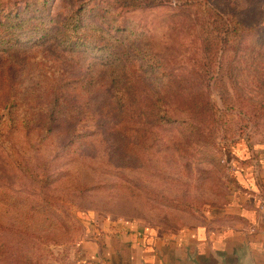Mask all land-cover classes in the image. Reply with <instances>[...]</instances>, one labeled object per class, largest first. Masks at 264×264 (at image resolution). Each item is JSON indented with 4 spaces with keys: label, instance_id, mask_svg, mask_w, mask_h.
<instances>
[{
    "label": "rangeland",
    "instance_id": "1",
    "mask_svg": "<svg viewBox=\"0 0 264 264\" xmlns=\"http://www.w3.org/2000/svg\"><path fill=\"white\" fill-rule=\"evenodd\" d=\"M128 1L0 0V264H85L82 242L100 243L105 222L162 235L236 220L238 168L258 157L264 117L232 84L252 82L240 50L264 36V0ZM66 24L93 43L69 42ZM235 24L253 31L234 53L222 39ZM206 98L210 120L197 115Z\"/></svg>",
    "mask_w": 264,
    "mask_h": 264
},
{
    "label": "crops",
    "instance_id": "2",
    "mask_svg": "<svg viewBox=\"0 0 264 264\" xmlns=\"http://www.w3.org/2000/svg\"><path fill=\"white\" fill-rule=\"evenodd\" d=\"M256 154L239 165L238 193L227 209L236 220L225 230L160 235L129 226L112 232L105 222L100 243L91 232L82 242L83 259L91 264H264V146Z\"/></svg>",
    "mask_w": 264,
    "mask_h": 264
},
{
    "label": "trees",
    "instance_id": "3",
    "mask_svg": "<svg viewBox=\"0 0 264 264\" xmlns=\"http://www.w3.org/2000/svg\"><path fill=\"white\" fill-rule=\"evenodd\" d=\"M128 4L132 7V8H138L140 5H143L144 3L141 2L139 3V0H129ZM124 3H120V6H124ZM74 24V22L72 23V25ZM25 24H13L11 25V28H23ZM65 28L67 29V32L69 33L67 35V38L69 39V42H72L73 40L75 41H79L81 43V45L83 46H89V42L91 43L92 41L89 39H85L86 35L81 34V29L78 28L76 25H74V27H69L67 24L65 25ZM96 30L95 27L91 28V31L94 32ZM249 31H253V29H247V28H242L240 25H236L233 28V30L229 31V35H227V37L222 39L223 44L228 45L227 48L229 47V51H232L235 53L234 48H238L239 47H235V45L241 44L244 41V37L242 35V32H249ZM257 41L258 43H253L251 46H249L248 48H242V50H240V52L242 53V55H240L241 61L242 62H246L249 64V67L252 68V73L253 76L252 77H246L247 79H250V84L246 83L244 85V87L241 85L240 82L236 83V86H233V89L235 91V94L233 97L238 98L240 101H242V105H240V109L242 111H244L246 114L250 115L252 117V119L254 120L255 118H257L258 120H260L261 118L264 117V100H259V97L264 96V67L261 70L260 67L264 66V36H261V38L258 36L257 37ZM93 43V42H92ZM261 49L263 51H261ZM86 51H88V49H86ZM101 51V58L107 61H110V48L109 45H106L103 48H100ZM210 63L209 64H205V66H203L202 68H205L207 71V74H209L210 69ZM233 68V66H231ZM125 68L123 69L124 72ZM224 70V68L222 69V71ZM124 80H126L124 78ZM182 84L188 85L190 84V81H188V79L183 78L182 82L179 84L180 86ZM203 85V84H202ZM206 89H208V85L205 86ZM227 90V89H226ZM259 98V99H258ZM131 101L129 98H125L123 101H120V107L122 108V106H124L125 108L128 107V104H126L127 102ZM191 100H187V99H182V100H177L176 102H179L184 105V106H188L190 105L189 102ZM153 106L152 108H156L158 106V104H153L151 103L150 107ZM123 107V108H124ZM192 108V107H191ZM197 115L201 116V115H207L205 116V120H210L214 117V112H213V106L210 104V101L208 98H206L204 100V102L201 104L200 109H198L197 107ZM140 116H143V114H141ZM164 118L166 117H162L161 121H164ZM168 118V117H167ZM168 121H170V119L168 118ZM260 145L264 146V143H261ZM8 201L12 204L15 205V207H25L27 209V212L30 214H33L34 210H37L36 208H28L29 204L26 205L25 203H30L29 201H27L26 198L22 197L20 194H10L8 195ZM12 246V245H10ZM10 252L13 251V249L9 250ZM13 255V253H12ZM85 264H91V261H87L85 260Z\"/></svg>",
    "mask_w": 264,
    "mask_h": 264
},
{
    "label": "water",
    "instance_id": "4",
    "mask_svg": "<svg viewBox=\"0 0 264 264\" xmlns=\"http://www.w3.org/2000/svg\"><path fill=\"white\" fill-rule=\"evenodd\" d=\"M237 264H243V261L241 262V261H239Z\"/></svg>",
    "mask_w": 264,
    "mask_h": 264
},
{
    "label": "built area",
    "instance_id": "5",
    "mask_svg": "<svg viewBox=\"0 0 264 264\" xmlns=\"http://www.w3.org/2000/svg\"><path fill=\"white\" fill-rule=\"evenodd\" d=\"M99 239H101V237Z\"/></svg>",
    "mask_w": 264,
    "mask_h": 264
}]
</instances>
